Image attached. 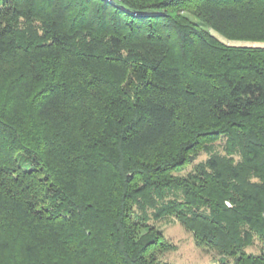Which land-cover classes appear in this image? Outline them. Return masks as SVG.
Instances as JSON below:
<instances>
[{
    "label": "trees",
    "instance_id": "trees-1",
    "mask_svg": "<svg viewBox=\"0 0 264 264\" xmlns=\"http://www.w3.org/2000/svg\"><path fill=\"white\" fill-rule=\"evenodd\" d=\"M168 216L264 264V0H0V264H172Z\"/></svg>",
    "mask_w": 264,
    "mask_h": 264
},
{
    "label": "rangeland",
    "instance_id": "rangeland-1",
    "mask_svg": "<svg viewBox=\"0 0 264 264\" xmlns=\"http://www.w3.org/2000/svg\"><path fill=\"white\" fill-rule=\"evenodd\" d=\"M208 152L202 150L198 153L192 164L187 165L181 172L186 174L191 171L196 163L205 160ZM162 230L167 238L176 244V249L167 251L162 255L164 261L172 264H216L219 253L198 247L194 241L193 234L188 231L174 216L165 217L157 222L152 221ZM261 242L256 239L255 244L248 248L250 252H259Z\"/></svg>",
    "mask_w": 264,
    "mask_h": 264
}]
</instances>
